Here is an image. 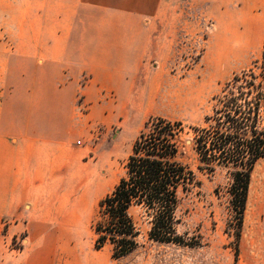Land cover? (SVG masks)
<instances>
[{"label": "crops", "instance_id": "1", "mask_svg": "<svg viewBox=\"0 0 264 264\" xmlns=\"http://www.w3.org/2000/svg\"><path fill=\"white\" fill-rule=\"evenodd\" d=\"M199 8L224 29L207 50L217 77L262 58L264 0H0V78L12 65L18 78H33V101H0V223L5 234L25 229L21 264H55L41 258L60 249L47 240L100 173L99 161L85 160L86 127L113 126L118 138L124 126L168 117L166 74L155 65L166 52V16ZM242 223L245 261L264 264V159L251 171Z\"/></svg>", "mask_w": 264, "mask_h": 264}, {"label": "rangeland", "instance_id": "2", "mask_svg": "<svg viewBox=\"0 0 264 264\" xmlns=\"http://www.w3.org/2000/svg\"><path fill=\"white\" fill-rule=\"evenodd\" d=\"M165 44L166 52L155 59L165 72V90L163 99L164 113L171 121H180L184 127L180 136V161L187 165L195 174L199 185L188 192H179V204L176 216L179 223L176 231L184 242L197 243L194 247L158 243L148 239L149 224L147 218L138 208H132L129 213L138 230L136 249L124 257L111 258V248L105 245L100 250L93 249L95 235L91 223L97 217L98 202L108 194L125 175L124 164L131 153L134 140L144 129L147 119L124 126L122 134L116 138L113 126H87L81 137L83 146L88 152L85 160L101 163L100 173L93 181L86 184L78 192L81 197L71 199L70 221L63 223V228L54 231L47 240L48 246H55L52 254H43L45 263L55 264H235L234 251L238 246L236 264H247L241 245L245 236L242 225L240 238L236 241V220L228 190L231 184L230 169L216 167L212 173L197 169V155L193 149V127H204L205 116L213 113L216 101L214 96L222 95L224 83L230 80L234 73L230 72L217 77L212 68L211 60L207 58V50H216L217 39L222 36L223 28L205 13L204 8L184 11L177 16H166ZM2 58L0 57V66ZM7 78H0V101L9 98L10 105L18 99L30 102L29 92L33 93V78H18L15 65ZM256 74H264V58L251 66ZM250 67V68H251ZM246 70V69H244ZM169 78L173 80L174 98L170 96ZM173 93V92H172ZM31 99V100H30ZM112 102V97L110 96ZM7 115V113H6ZM98 129V133H95ZM188 141V143H187ZM115 149L110 157L104 156L106 149ZM93 157V158H91ZM100 157V158H99ZM90 158V159H88ZM110 180V183L103 184ZM101 183L100 187L99 184ZM83 195V196H82ZM243 224V223H242ZM56 224H51L55 227ZM66 226V227H65ZM6 224L0 223V264H21V253L11 240L21 236L26 237V231L21 229L14 234H5ZM26 243V241H25ZM47 257V258H46ZM42 260V262H44Z\"/></svg>", "mask_w": 264, "mask_h": 264}, {"label": "trees", "instance_id": "3", "mask_svg": "<svg viewBox=\"0 0 264 264\" xmlns=\"http://www.w3.org/2000/svg\"><path fill=\"white\" fill-rule=\"evenodd\" d=\"M264 58V51L262 59ZM216 105L205 116L204 127H193L192 144L199 171L212 173L216 167L230 169L229 194L236 220V241L244 217L250 174L255 162L264 159V74L253 68L241 70L224 83ZM180 121L150 117L131 147L124 164L125 175L99 202L97 217L91 223L95 235L93 249L111 248L117 259L137 247V227L129 211L138 208L148 220V239L158 243L188 247L177 234L176 210L179 192L199 185L194 172L183 164ZM238 246H235L236 264Z\"/></svg>", "mask_w": 264, "mask_h": 264}, {"label": "built area", "instance_id": "4", "mask_svg": "<svg viewBox=\"0 0 264 264\" xmlns=\"http://www.w3.org/2000/svg\"><path fill=\"white\" fill-rule=\"evenodd\" d=\"M79 108H80V111H84L85 110V106H79ZM95 133H98V129H95ZM80 142L78 141L77 142V144H79ZM21 235H22V233H21ZM19 236V237H16V238H14V239H12L11 241V244H10V246H11V249L12 250H19V246H23L24 244H25V241H26V237H23V236ZM18 246L16 249H14V246Z\"/></svg>", "mask_w": 264, "mask_h": 264}, {"label": "water", "instance_id": "5", "mask_svg": "<svg viewBox=\"0 0 264 264\" xmlns=\"http://www.w3.org/2000/svg\"><path fill=\"white\" fill-rule=\"evenodd\" d=\"M187 143H188V141H187Z\"/></svg>", "mask_w": 264, "mask_h": 264}]
</instances>
